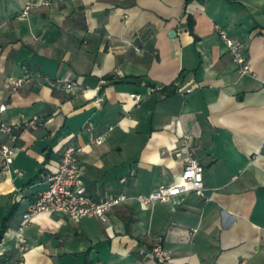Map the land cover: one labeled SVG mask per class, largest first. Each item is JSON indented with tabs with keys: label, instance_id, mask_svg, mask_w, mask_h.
Segmentation results:
<instances>
[{
	"label": "crops",
	"instance_id": "obj_1",
	"mask_svg": "<svg viewBox=\"0 0 264 264\" xmlns=\"http://www.w3.org/2000/svg\"><path fill=\"white\" fill-rule=\"evenodd\" d=\"M0 24V103L19 134L11 170L0 162V229L15 213L3 264H159L161 237L175 264H264V0H0ZM217 26L243 43L251 74ZM26 70L12 90L7 78ZM185 136L205 196L143 205L180 179ZM70 145L85 148L93 200L130 199L105 219L39 213L22 246L24 214Z\"/></svg>",
	"mask_w": 264,
	"mask_h": 264
},
{
	"label": "built area",
	"instance_id": "obj_2",
	"mask_svg": "<svg viewBox=\"0 0 264 264\" xmlns=\"http://www.w3.org/2000/svg\"><path fill=\"white\" fill-rule=\"evenodd\" d=\"M48 5L49 2H44ZM37 3L31 1L25 8L22 16H27L29 11ZM2 25L0 24V32ZM221 38L225 41L230 51L234 54L236 62L239 63L242 74H251L252 67L248 58L244 54L243 43L229 36L224 29L217 26ZM32 78L29 70L23 77L17 78L10 76L7 78L8 86L16 91L26 81ZM52 85L63 84L68 90H75L78 84L74 81H63L61 79L50 81ZM137 100H141L140 94H133ZM98 101L102 102L103 98ZM9 106L6 102L0 103V162L5 171H10L15 158L18 154L17 142L19 134L16 127L3 118V115L8 111ZM31 126H36V120L30 121ZM94 128L93 122L88 123V130ZM3 137H7L2 141ZM104 136H99L93 139V143L102 144ZM185 147L187 150L180 149L176 152L178 157L184 156L185 167L181 173L180 179L173 184H161L156 187L150 194H141L137 199L145 206H152L158 203H168L183 197L190 193H196L200 196H205L206 182L204 166L200 163L195 154L188 149L190 145V137L185 136ZM85 152L82 146L70 145L64 152L58 169L49 178L48 187L40 191L35 200L31 203L28 210L24 214L23 224L20 229L19 243L24 246L26 238L23 234V229L32 221L34 216L42 212H59L69 216L71 219L80 220L86 217H98L105 219L108 213L115 208L121 206L130 197L121 193L112 195L101 200H93L87 187L82 181L83 168L78 156ZM149 255L155 258L159 264H175L173 255L166 248L164 239L161 237L155 242L152 251Z\"/></svg>",
	"mask_w": 264,
	"mask_h": 264
},
{
	"label": "trees",
	"instance_id": "obj_3",
	"mask_svg": "<svg viewBox=\"0 0 264 264\" xmlns=\"http://www.w3.org/2000/svg\"><path fill=\"white\" fill-rule=\"evenodd\" d=\"M190 0H188L189 2ZM189 27H190V31L191 32H194V19L193 17L189 16ZM15 213L12 211L5 219H4V222H3V225L0 229V244L2 243L4 237H5V234L6 232L8 231V228H9V221L10 219L13 217ZM4 258L2 255H0V264H3L4 263Z\"/></svg>",
	"mask_w": 264,
	"mask_h": 264
},
{
	"label": "water",
	"instance_id": "obj_4",
	"mask_svg": "<svg viewBox=\"0 0 264 264\" xmlns=\"http://www.w3.org/2000/svg\"><path fill=\"white\" fill-rule=\"evenodd\" d=\"M175 33L174 32H171V35H174Z\"/></svg>",
	"mask_w": 264,
	"mask_h": 264
}]
</instances>
